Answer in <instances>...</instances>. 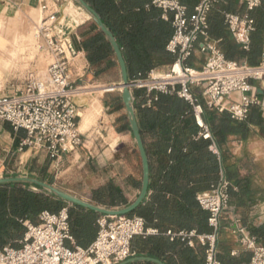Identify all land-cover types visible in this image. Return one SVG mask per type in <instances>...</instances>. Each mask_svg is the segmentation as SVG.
<instances>
[{
  "label": "built area",
  "instance_id": "built-area-1",
  "mask_svg": "<svg viewBox=\"0 0 264 264\" xmlns=\"http://www.w3.org/2000/svg\"><path fill=\"white\" fill-rule=\"evenodd\" d=\"M217 1L200 0L190 15L180 0H154L153 5L162 11V18L172 24L174 32L167 51L175 56V61L166 68L151 70L145 77L139 75L130 80L133 92H145L147 100L143 107L151 108L159 95L177 96L189 103L198 138L206 141H214L205 120L206 111L229 113L233 120L245 121L251 108L261 104L253 94L252 81L264 77V51L259 66L249 67L246 63L227 60L217 43L209 38L208 15ZM238 1L245 5L246 14H226V23L237 42L247 48L254 31V20L249 13L262 0ZM41 11L44 16L36 27L35 39L38 51L48 58L46 72L29 73L20 93L0 96V122L27 132L20 151H45L60 159L83 144L75 101L80 90L75 79L79 77L75 69L78 55L70 36L60 28L59 13L44 1ZM196 54L204 58L199 68L187 64ZM234 95L237 99L232 98ZM216 154H219L217 147ZM230 186L221 173L219 182L197 197L200 208L209 214L212 233L169 230L165 236L189 247L198 241L205 247V264H222L218 259L219 230L230 206ZM25 226V236L18 242L20 247L0 249V264H120L135 256L132 251L135 237L160 234L156 229H148L145 220L138 216L101 215L97 220V236L84 249L76 246L71 234L68 208L58 213L43 211L38 224L26 221ZM233 232L239 235L240 246L251 252L249 262L241 264H264V244L237 227Z\"/></svg>",
  "mask_w": 264,
  "mask_h": 264
},
{
  "label": "trees",
  "instance_id": "trees-1",
  "mask_svg": "<svg viewBox=\"0 0 264 264\" xmlns=\"http://www.w3.org/2000/svg\"><path fill=\"white\" fill-rule=\"evenodd\" d=\"M85 1L97 11L115 35L131 81L139 75L145 77L153 69L166 68L175 61V56L166 49L174 32L172 24L162 18V11L153 5L154 0ZM180 1L191 15L200 0ZM229 13L245 15L246 7L238 0H218L208 15L209 38L217 43L227 60L258 67L264 51V0L249 13L254 20V31L250 34L247 48L237 42L229 31L226 23V14ZM79 37V48L85 52L88 62L95 69V76H100L117 64L109 41L94 22L85 27ZM74 44L76 45L75 40ZM194 60L193 56L187 64L195 66ZM133 96L146 150L147 123L154 121L158 124L161 136L158 142V164L161 171L152 170L150 189L154 193L151 201L128 215L143 218L148 229L159 228L156 230L160 234L135 237L132 251L135 256L149 255L161 259L164 254H169L179 264H205V247L201 243L196 241L194 247H189L180 240L171 241L165 233L169 230L196 231L198 234L213 232L208 224L209 214L200 208L197 195L215 186L221 173L229 182L236 177L228 163L224 147L229 137L237 136L248 140L256 134V130L264 139L263 112L259 106H254L248 118L238 122L229 113L206 111L205 120L211 128L219 153L214 156L209 152L210 141L194 140L197 130L193 109L185 100L177 96L159 95L158 101L151 108H146L143 107L147 100L144 91H134ZM139 98L143 99L141 104L137 103ZM41 175L43 177L45 171ZM93 200L109 207L128 203L122 191L114 184L95 190ZM66 206L67 203L55 196L43 190L34 191L28 185H1L0 249L6 246L20 247L18 242L25 236L26 221L38 224L39 215L43 211L58 213ZM69 216L76 246L88 248L97 236L99 215L76 207L69 210ZM227 229H231V224L222 223L219 230L218 259L222 264H235L229 263L222 252V242L229 240L225 232ZM249 231L264 244V226L252 227ZM167 263L173 264L170 261Z\"/></svg>",
  "mask_w": 264,
  "mask_h": 264
},
{
  "label": "crops",
  "instance_id": "crops-1",
  "mask_svg": "<svg viewBox=\"0 0 264 264\" xmlns=\"http://www.w3.org/2000/svg\"><path fill=\"white\" fill-rule=\"evenodd\" d=\"M43 1L46 2L53 11H56L51 6L50 0H0V96L15 95L20 93V91H22L25 87L26 79L29 73L40 72L41 53L37 48L35 32L34 38H32L30 30L32 27H34L36 31L37 25L44 16L41 11ZM39 14L42 15V18L40 21H37ZM66 17L67 16H65L64 19L60 18V28L63 29L64 32L68 33V35H72L74 33L69 31L72 25L66 22ZM74 36L79 57L81 56L86 61V65H84V67H90L92 73L95 75V69H93V67H91L90 63L88 62L85 52L81 51L79 48V35L75 34ZM114 66L118 68V72L121 76L118 62ZM120 84L121 81L119 83L113 84V87L111 88H116L115 90H117V87H119ZM252 85L253 94L260 99L261 104L259 107L262 110L264 117V77L260 81H252ZM115 90L107 91L106 93L110 94L111 92H115ZM107 96H111V98H106V100H108L106 105H108L109 108L114 109L115 112L121 110L125 111L124 115L118 117V121L113 127L116 135H123L127 139L129 138L134 140V143L136 144L130 128L126 109L122 101V94ZM232 98L237 99V96L234 95ZM142 101L143 99L139 98L137 103L141 104ZM80 119L81 116L79 118V129ZM157 126L158 124L154 121L147 123V156L150 164V184L147 199L145 200L144 204L151 201V195L154 193L153 190L150 189L152 170L155 172L161 171L158 164V142L161 136ZM195 128L197 130V134L194 137V140L198 141L199 131L196 125ZM26 137L27 132L25 130H14L9 123L0 122V178H7L9 177L8 174L14 175L21 172L25 168L31 169V167H33V171H39L40 173L45 169V165L40 170H36L33 166L35 163L39 162L38 151H20L21 143ZM210 142L211 144L209 145V152L215 156V142ZM224 149L228 158V163L236 177L230 181V206L223 215V223L232 224V230H225L229 240L226 242L223 241L221 247L222 252L227 257V261L229 263L241 264L249 262L251 258V252L243 249L240 246L238 242L239 235L235 234L233 229L237 227V229L243 230L251 235L249 231L250 228L264 226V139L257 134V130L256 134L252 135L248 140H243L237 136H231L229 137ZM41 152L48 155V153L45 151ZM130 153H133V151ZM135 153L141 162L139 151L138 153L135 151ZM52 159L55 160L53 157L48 158L46 167H49V165L53 163ZM108 184H114L122 191L124 198L128 202L127 205L109 207L100 205L93 200V192ZM141 188L142 177L139 179L137 178L134 171H130L127 175H125V178L121 184H117L115 181H110L94 188V191L90 194V198L88 199L82 198L80 196L75 197L100 207L120 210L128 207L138 198L137 197L135 200L130 199V193H133L137 190L140 195ZM76 207L78 206H73L68 203L66 206V208L69 210L75 209ZM98 215L99 217L101 216L100 214ZM149 229L159 230V228L156 227H150ZM147 257L159 259L165 264H168L167 261H170L173 264H179L177 260H172L169 254H164L162 257L163 259L149 255H147ZM145 263L147 262H138L133 264Z\"/></svg>",
  "mask_w": 264,
  "mask_h": 264
},
{
  "label": "rangeland",
  "instance_id": "rangeland-1",
  "mask_svg": "<svg viewBox=\"0 0 264 264\" xmlns=\"http://www.w3.org/2000/svg\"><path fill=\"white\" fill-rule=\"evenodd\" d=\"M50 4L54 10L58 11L59 17L62 19L66 16V10L72 6L82 14V18L76 22L72 17L67 16L66 22L72 25L69 31L74 34L69 36L74 51L78 55L75 60V69L79 77L75 76V79L80 90L75 101L80 109V132L83 134V144L75 151L63 155L60 159H52L53 163L49 167H46V163L48 158L52 157L38 151L39 162L33 166L36 170H40L45 165L43 177L39 171H33V167L31 169L25 168L14 175H8L9 177L26 176L43 180L68 194L88 199L94 188L110 181L121 184L125 175L130 171H134L137 178L141 179V162L135 153V151L138 153V149L134 140L127 139L123 135H116L113 128L118 117L124 115L125 111L115 112L114 109L106 105L108 102L106 98H111L107 95H121V90L117 89L110 94L102 91L121 81L118 68L114 66L100 76H95L90 67H84L86 61L81 56L79 57L74 44V35H79L93 21L84 14L85 11L73 0H50ZM41 18L42 15L39 14L37 21H40ZM34 32L35 28L32 27L30 30L32 38H34ZM40 61L39 74L44 75L48 66V58L41 54ZM203 62V56L196 54L195 66L199 68ZM131 151L133 153H130ZM32 189L40 191L37 188ZM138 195L139 192L136 190L130 193V199L135 200Z\"/></svg>",
  "mask_w": 264,
  "mask_h": 264
},
{
  "label": "water",
  "instance_id": "water-1",
  "mask_svg": "<svg viewBox=\"0 0 264 264\" xmlns=\"http://www.w3.org/2000/svg\"><path fill=\"white\" fill-rule=\"evenodd\" d=\"M73 1L77 5H79L85 12L89 14L91 20L97 25L99 30L106 36L107 40L109 41L113 49L116 60L118 62L120 72H121V84L117 88L121 90L122 101L126 109L130 128L134 136L135 142L137 144V148H138L140 158H141V163H142L143 176H142V188H141L140 195L128 207L120 209V210H114V209L100 207L92 203H88L80 198H77L71 194L61 191L60 189L56 188L55 186L51 184H48L44 181H41L35 178H30V177L0 178V186L9 185V184H24V185L31 186L32 188L43 190L47 194L53 195L65 203L71 204L73 206L81 207L83 209L95 212L100 215L128 216L132 214L133 212H135L137 209H139L144 204L145 200L147 199V195L149 191V184H150V164H149V159L147 156V150L145 147V143H144V140L141 134V129L138 123L136 110L134 107V96H133L132 84L129 79L127 64H126L122 49L120 48L115 35L106 26V24L103 22L101 16L97 13V11L94 8H92L85 0H73ZM138 262L165 264L159 259H156L153 257H147V256H134L120 264H133V263H138Z\"/></svg>",
  "mask_w": 264,
  "mask_h": 264
},
{
  "label": "bare ground",
  "instance_id": "bare-ground-1",
  "mask_svg": "<svg viewBox=\"0 0 264 264\" xmlns=\"http://www.w3.org/2000/svg\"><path fill=\"white\" fill-rule=\"evenodd\" d=\"M81 8V7H80ZM66 16H70L73 18V20L76 22L77 20H80L82 18V14L77 10L75 9L74 6L72 7H69L67 10H66ZM84 14L87 16V17H90L89 14L87 12H84ZM103 92H107V91H114V88H105L102 90Z\"/></svg>",
  "mask_w": 264,
  "mask_h": 264
}]
</instances>
